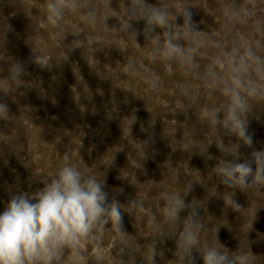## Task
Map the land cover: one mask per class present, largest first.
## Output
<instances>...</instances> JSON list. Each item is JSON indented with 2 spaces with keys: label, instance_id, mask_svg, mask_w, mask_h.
I'll return each mask as SVG.
<instances>
[{
  "label": "rangeland",
  "instance_id": "1",
  "mask_svg": "<svg viewBox=\"0 0 264 264\" xmlns=\"http://www.w3.org/2000/svg\"><path fill=\"white\" fill-rule=\"evenodd\" d=\"M46 2L0 0V57H5L0 61V102L8 105L11 116L10 120H0V213L17 190L42 189V178L54 174L68 154L86 175L103 179L105 174L109 200L115 195L113 189H122V194L116 196L121 203L135 197L143 201L142 219L128 215L123 218L124 229L135 241L132 247L138 264L149 245L161 238L147 224L149 215L157 217V226L162 222L161 194L183 193L191 183L186 202L194 199L202 206L199 212L207 225L201 233V245L216 243L215 230L220 226L217 239L222 245L229 251L240 246L248 248L255 264H264V189L249 193L235 190L234 199L243 208L239 212L225 206L222 197L228 189L219 184L213 167L218 159L231 157H224L213 143L217 140L216 129L199 119L202 108L219 105L223 97L218 92L209 94L201 81L176 63L151 60L152 53L142 35L138 38L142 46L138 48L130 37L102 23L94 28L85 25L72 14H66L60 28L49 26L43 12ZM123 2L112 0L114 15H123ZM147 2L155 5L158 0ZM206 3L205 12L192 10L193 20L199 30L230 44L236 36L225 33L218 22L219 0ZM177 23L182 24V18L178 17ZM107 24L119 28L116 17ZM74 27L91 34L99 43L69 51L74 37L67 33ZM133 27L142 29L143 22ZM32 50L50 58L53 66L49 69L26 64L24 86L12 89L4 82L7 61L24 63ZM212 54L207 47L201 49L197 57L201 71ZM128 62L134 63L135 75L124 72ZM153 80L156 87L148 83ZM133 114L137 121L132 133L123 139L122 131L127 133L130 119L123 118ZM248 120L253 148L241 145V161L251 159L254 149L264 150V105L256 106ZM141 125L154 136L148 149L150 158L143 162L139 141L147 139L148 133L141 131ZM225 142L236 143V138L225 137ZM185 144L190 146L189 153L183 151ZM206 149L213 159H205ZM141 163L146 173L136 169ZM186 214L182 213V218ZM171 231L166 225L161 230L163 235ZM114 239L106 237L99 251L111 254ZM157 250L163 256L155 258L156 264H176L171 235L158 242ZM194 255L196 264H203L199 253L194 251ZM117 259L110 255L112 262Z\"/></svg>",
  "mask_w": 264,
  "mask_h": 264
},
{
  "label": "clouds",
  "instance_id": "2",
  "mask_svg": "<svg viewBox=\"0 0 264 264\" xmlns=\"http://www.w3.org/2000/svg\"><path fill=\"white\" fill-rule=\"evenodd\" d=\"M219 2L221 19L218 22L225 33L236 36L230 44L199 30L193 20L192 10L204 11L206 0H158L155 5L147 0H124L122 16L113 14L116 9L112 7V0H47L43 12L53 28H60L66 14H72L85 25L94 28L102 23L121 36L130 37L138 48L142 46L138 42L142 35L144 45L152 53L151 60L176 63L201 81L209 94L218 92L223 97L219 105L202 108L199 119L216 129L217 140L213 143L224 157H231L218 159L213 170L219 184L228 189L222 197L225 206L239 212L243 208L234 199L235 190L249 193L264 189V150L254 149L252 158L242 161L239 152L241 145L253 148L248 116L256 106L264 105V0ZM112 17L118 19L119 28L108 27L107 21ZM178 17L182 18V24L177 23ZM139 22H143V28L137 30L133 25ZM238 29L247 31L241 33ZM69 33L74 37L69 51L99 43L78 27ZM205 47L213 50V54L201 71L197 57ZM4 60L5 57H0V61ZM51 61L34 50L24 63L8 60L4 82L18 89L24 86L22 78L28 74L26 64L50 69ZM124 72L135 75L134 63H126ZM148 83L156 87V81ZM9 113L8 105L0 102V120H10ZM125 118L130 119L127 133L122 131L123 139L132 133V125L137 121L134 114ZM141 131L148 133L143 125ZM225 137H235L236 143H226ZM151 143H154L151 133L139 141L142 162L150 158ZM183 151L189 153L190 146L185 144ZM213 158L209 153L205 157L206 160ZM136 169L146 173L143 163ZM42 183L44 187L35 192L17 190L0 213V264H88L89 260L92 264H138L132 247L135 241L124 229L123 218L128 215L142 219L145 211L142 200L135 197L121 203L116 196L122 194V189H113L115 195L109 200L105 174L103 179L86 175L68 154L54 174L42 178ZM191 189L192 183L183 193L161 194L164 202L160 210L161 224L157 226L155 215H149L147 220L148 227L161 238L149 245L139 264H156L155 258L163 256L157 244L169 235L175 240L176 264H196L194 251L199 253L203 264H255V256L248 248L240 246L236 251H229L219 242L220 226L215 230L216 243L201 245V233L207 230V225L199 212L202 206L194 199L186 202ZM182 213L187 214L182 218ZM165 225L173 230L167 235L161 232ZM106 237H115L111 254L99 251ZM92 248L97 250L92 252ZM110 255L118 259L112 262Z\"/></svg>",
  "mask_w": 264,
  "mask_h": 264
}]
</instances>
